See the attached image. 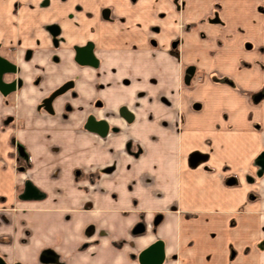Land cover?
<instances>
[{
    "label": "crops",
    "instance_id": "1",
    "mask_svg": "<svg viewBox=\"0 0 264 264\" xmlns=\"http://www.w3.org/2000/svg\"><path fill=\"white\" fill-rule=\"evenodd\" d=\"M38 1L0 0V47L23 82L8 97L20 117L0 96V264H139L155 240L161 264H264V0ZM103 6L113 9L111 26L142 27L155 45L101 43L99 77L85 69L75 98L37 109L80 74L67 49L32 44L40 27L72 13L68 27ZM26 47L34 51L23 61ZM95 97L104 104L95 114L117 133L82 128ZM66 101L74 110L63 115ZM119 105L130 123L115 119ZM25 180L43 197L18 199Z\"/></svg>",
    "mask_w": 264,
    "mask_h": 264
},
{
    "label": "flooded vegetation",
    "instance_id": "2",
    "mask_svg": "<svg viewBox=\"0 0 264 264\" xmlns=\"http://www.w3.org/2000/svg\"><path fill=\"white\" fill-rule=\"evenodd\" d=\"M59 1L63 2L64 0H59ZM130 1H132V0H130ZM61 2H59L58 4H62ZM47 3H48V0H40V1H38L37 6H42V5H45ZM17 6H18L17 2L13 3L14 9ZM59 7H61V6H58L57 9H59ZM73 9L76 11L82 10L79 5H74ZM112 10L113 9L110 6H103L97 10L96 14H94L93 12L86 11V12H84V15L82 16V19L76 21L73 24H67L68 25V27H67L66 22H68L71 19V15H72V13H69V14H67V16H68L67 18L64 17V18L60 19L61 22H59V24L52 22V23L44 24L40 27L42 34L40 35V37L33 38L34 41L32 42V44L34 46L35 45L40 46L41 41L45 40L49 43V47L51 50L57 51V50H61V49H67V51L70 53L71 62L73 63V65H75V67L77 69L80 70V74H79V77H77V75H75L69 79H66L65 81L61 82L57 87L50 90L48 92V94H46L45 96L40 98L36 104L37 109H41V110L46 111L48 113H52V111H53L52 105L56 101H59V100L61 101L63 95H66L70 99L75 98L76 95H75V92L73 90V86L78 79H80L81 77H83L85 75V72H84L85 69L87 72L92 71L93 76L99 77V75H100L99 70H100V66H101V58L99 56L101 48H99V46L101 43H103V45L106 46V48H104L106 51L116 50L117 48L114 47V45H120V46H123L125 49L129 48L130 50L138 49L137 47L134 46V44L140 45V43H146L148 45H155V43H156L155 39L143 37L144 32L141 29L142 27H139L137 30H134V32H133V29L131 26L127 27V28H120V27L117 28V27H113V26L108 25L106 27V30H103L101 32L100 29L102 27H99L96 24L99 22H102L105 24H112L113 23V21L111 19ZM15 11H16V9H15ZM213 20H215V19H213ZM92 32H95V34L92 35L91 34ZM132 37L135 41L132 39ZM172 43L174 44V47H171ZM178 43H179V39H177V38L173 39L169 44L170 51H173V53H175V49H176ZM15 47L16 46H10L7 49L10 51H14ZM33 51L34 50L31 47L24 48L22 60L28 61L31 58V56L33 55ZM2 53H3L2 47H0V57L3 58L4 60H6L7 62L11 63L14 66V71L3 72L1 74V80L5 83H10V82L14 81L15 87L13 90L9 91L6 94H2L0 92V96L3 99L2 103L4 105L9 106V107L14 109V116L20 117L21 115L18 113V107L16 105V102L10 101L8 99V97L12 96V95H17L19 92H21L23 89V82L19 76V73H18L19 68H18V65L16 64V62L8 59ZM49 62L52 64H57L59 62L58 54H56V53L51 54V56L49 58ZM35 68L37 70H42L43 67L41 65L35 64ZM46 72H48V70ZM193 72H194L193 67H186L183 71V82L188 83L189 78L193 74ZM39 74L40 73H37L35 75L34 80H33V83L36 85L37 89L41 88V87H39V84L37 85L38 81H40V78H41V74L40 75ZM18 82H19V84H17ZM103 105L104 104H103L102 100L99 97H95L91 101V103L89 105V111L86 112V115H85V117L83 119V123H82V128L85 131H87L84 128V124H85L88 116H92L96 120L104 119L108 124L107 133L104 136L100 137L99 135H97L94 132L87 131V132H90V133L97 135L100 138H104L109 133H117L119 131V127L117 125H115L114 123H111L109 121V119H107L106 117H97V115L95 114L96 111H99L101 108H103ZM120 107H125L128 110V108L125 105H119V107L117 108L116 113H115V119L121 120L124 123H130L133 119L130 122H126L119 115L118 110ZM73 110H74V108L71 106V104H69L66 101L63 105V113L62 114L66 115L67 112H70ZM129 112L131 113V111H129ZM132 116H133V114H132ZM12 118H13V116L9 115V116L5 117L4 122L9 123L12 120ZM16 145H20L22 147L23 152L26 155L25 158L21 157L18 154V151L16 149ZM127 145H128V143L126 144V146ZM15 150H16V154L18 156V159L20 161L18 164V167L20 168V170H24L25 169L24 163H25V161H27V154L25 152V149L20 143L17 142L15 144ZM135 154L136 153H133L134 156H135ZM196 156L197 155L193 154L191 156V158L194 159V158H196ZM23 161H24V163H23ZM261 162L264 163V157L261 158ZM22 189H23V184H22V188H21L20 192L18 193V195L21 193ZM153 225H154V223H153Z\"/></svg>",
    "mask_w": 264,
    "mask_h": 264
},
{
    "label": "water",
    "instance_id": "3",
    "mask_svg": "<svg viewBox=\"0 0 264 264\" xmlns=\"http://www.w3.org/2000/svg\"><path fill=\"white\" fill-rule=\"evenodd\" d=\"M171 47H174L173 43L171 44ZM8 71H14V66L0 57V92L2 94L8 93L15 87L14 81L5 83L1 80V74ZM17 84H19V82ZM118 111L119 115L126 122H130L133 119L132 114L125 107H120ZM84 128L87 131L94 132L102 137L107 133L108 124L104 119L96 120L92 116H88L84 124ZM16 149L21 157H26L20 145H16ZM41 197H43V194L29 180H25L23 182V189L18 195L19 199L30 200L39 199ZM138 227L139 229L135 227L134 232H138L141 230V225H138ZM163 257L164 253L162 242L160 240H156L138 253L137 260L139 264H161V262L163 261Z\"/></svg>",
    "mask_w": 264,
    "mask_h": 264
},
{
    "label": "rangeland",
    "instance_id": "4",
    "mask_svg": "<svg viewBox=\"0 0 264 264\" xmlns=\"http://www.w3.org/2000/svg\"><path fill=\"white\" fill-rule=\"evenodd\" d=\"M109 25L111 26V24H109ZM102 28H103L102 31H103V30H106V27H102ZM91 34L93 35V34H95V32H92ZM132 39H133V37H132ZM133 40H134V39H133ZM134 41H135V40H134ZM65 108H66V107H65ZM136 154H137V153H136ZM136 154H135V155H136ZM258 169H259V168H258ZM262 172H263V171L259 169L256 173H257V175L259 176ZM161 241H162V240H161ZM175 262H176V261H175V259H174V262H171L170 264H176Z\"/></svg>",
    "mask_w": 264,
    "mask_h": 264
}]
</instances>
